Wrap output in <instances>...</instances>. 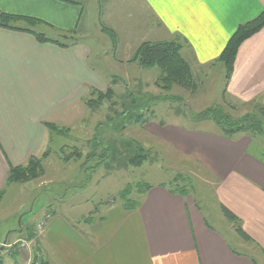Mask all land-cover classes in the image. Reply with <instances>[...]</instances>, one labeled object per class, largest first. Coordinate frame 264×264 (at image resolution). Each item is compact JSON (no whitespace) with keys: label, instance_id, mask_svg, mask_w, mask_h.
Returning a JSON list of instances; mask_svg holds the SVG:
<instances>
[{"label":"crops","instance_id":"1","mask_svg":"<svg viewBox=\"0 0 264 264\" xmlns=\"http://www.w3.org/2000/svg\"><path fill=\"white\" fill-rule=\"evenodd\" d=\"M92 7L97 9L93 17ZM129 9L128 24L119 15L125 17ZM0 11L33 19L35 23L20 21L13 26L63 45L0 27L1 204L13 185L7 184L10 170L27 166L32 157L42 159L50 148L55 133L48 125L69 130L66 123L74 119L76 108H91L95 95L111 89L101 57L102 29H110L112 39L120 42L128 27L136 43L178 39L191 68L213 69L220 66L218 59L238 27L264 11V0H80V4L0 0ZM92 22L97 31L93 47L86 42L92 36L88 29ZM61 37H72V42L62 43ZM224 88L223 96L243 106L264 105V29L241 46ZM148 132L210 174L212 181L207 182L217 189L221 205L240 220L250 241L240 238L234 221L213 218L230 234L228 238L194 197L157 184L138 196V209L109 203L100 221L91 225L70 222V208L53 201L49 207L43 204L32 226L21 222L15 229L0 228L1 254L6 253L8 263L19 264L22 253L18 255L14 246L26 238L37 251L42 245L49 248L42 255L44 264H264V163L253 151L254 138L238 134L226 139L221 133L161 124L149 125ZM99 211L96 207L82 219ZM41 215L50 217L39 235L35 223ZM1 220L5 221L0 214Z\"/></svg>","mask_w":264,"mask_h":264},{"label":"rangeland","instance_id":"2","mask_svg":"<svg viewBox=\"0 0 264 264\" xmlns=\"http://www.w3.org/2000/svg\"><path fill=\"white\" fill-rule=\"evenodd\" d=\"M96 10L92 7V17ZM136 10L132 11L135 16L138 13ZM129 15L130 9L125 17L119 16L122 22L129 24ZM132 22H136L135 17ZM88 29L92 36L88 37L86 42L93 47L96 44L94 36L97 32L93 22ZM102 32V36L100 34L99 37L104 38V42L101 41L105 46L101 54V57L105 58H102L105 62L104 76L107 78L108 86L115 93L114 97L105 100L98 107L88 106L84 110L76 108L74 119H69L66 123L70 129L59 127L64 129V134L52 135L51 146L45 152H48V155L42 156V172L36 169L33 173H36V178L30 177L25 182L13 184L7 189V194L0 204L1 218L5 220L0 221V228L15 229L21 222L24 226L31 225L41 214L43 204L44 207H49L52 201L61 207L70 208L67 218L77 226L95 224L104 216L107 204L113 202L120 204V196L125 190L132 189L129 198L136 200L140 185L164 184L172 190L186 187L188 195L194 197L208 220L230 238L224 227L218 222H213V218L225 223L229 221H226L228 217L216 197L217 189L207 182L211 180L210 174L180 154L171 144L148 132V126L175 125L222 134L221 128L214 121L201 118L203 112L217 109L222 115L229 116L235 121L245 115L257 113L264 105L255 102L243 106L223 96L226 69L221 63L213 69L192 68L198 85L196 92L177 86L168 92L163 91L155 85L159 70H145L137 63L135 66L134 63H130L141 45L157 42L144 40L136 43L135 39L131 38V33H127L129 27L123 31L126 32L122 36L124 42L117 41V38L115 41L114 36L112 39V33L108 28L102 29ZM71 38L58 39L62 43L70 44ZM115 77L119 78L120 82L112 86L111 82ZM132 112L142 113L143 118H135L138 115L131 116ZM138 119L148 122L131 123ZM253 145V151L263 155L264 135L256 137ZM141 149L149 153L147 160L139 166L130 164V159L136 157ZM75 150L81 154V158L67 161L66 158ZM176 179L179 180L178 186L174 182ZM96 207L100 211L93 214L95 217L82 219L83 215H88ZM50 215L52 216L51 213ZM46 217L50 216L41 215L39 219L46 220ZM240 223L239 219L232 223L239 236L237 230L241 227ZM45 228L46 222L44 230ZM20 240L27 241L26 238ZM40 250L38 253H43L41 256L46 251L49 252L45 245L40 246ZM16 252L20 254L17 247ZM1 259L3 264H9L5 252L1 254ZM21 261L22 256L19 263Z\"/></svg>","mask_w":264,"mask_h":264},{"label":"trees","instance_id":"3","mask_svg":"<svg viewBox=\"0 0 264 264\" xmlns=\"http://www.w3.org/2000/svg\"><path fill=\"white\" fill-rule=\"evenodd\" d=\"M68 3L80 4V0H61ZM20 21H28L30 23H35L33 19H27L24 17H17L13 15H8L0 11V27L10 29V30H19V31H28L16 28L14 24ZM264 29V11L253 21L240 25L231 39L228 41L226 48L218 59V62L221 63L226 69L225 80L228 82L233 75L234 65L236 57L241 46L250 38L254 37L260 31ZM34 34L38 41L40 42H52L58 45L59 42L52 41L47 39L43 34H38L35 32L28 31ZM63 46V45H62ZM66 46V45H64ZM182 43L180 40L176 39L173 41H163L157 43H144L141 45L137 51L136 57L130 61L131 63H137L141 68L145 70L157 69L159 70V76L156 80L155 85L163 90L170 91L173 87L177 86L179 88L185 89L187 91L196 92L198 90L197 82L194 78L193 71L189 62L184 59L181 55ZM120 82V79L115 77L113 79V85H116ZM113 89H108L106 94H97L94 98L91 99L90 104L92 107H97L98 104H102L105 100H110L114 97ZM93 97V96H92ZM124 115V114H123ZM132 115H138L142 119L143 115L140 112H132ZM125 116V115H124ZM134 119V117H131ZM201 118L214 121L222 130V135L226 139H233L238 134H245L250 136L252 139L264 135V106L259 109L257 113L245 115V117L239 120H231L229 116H224L217 109H210L201 114ZM131 121L132 124H141L147 123L148 121L139 120ZM48 128L57 135L64 134V129L49 124ZM67 132V130H65ZM48 155V152L44 154ZM44 156V157H45ZM90 156V155H89ZM88 156V157H89ZM149 153L139 151V154L136 157L130 159V164L139 166L145 160H147ZM81 154L75 150L69 158H66L67 161L71 159H79ZM260 160L264 163V154L260 157ZM42 159L32 157L25 167H18L10 170L7 184L11 185L14 183L25 182L30 177H35L36 173L34 171L37 169L42 172L41 164ZM37 171V172H38ZM39 173V174H40ZM37 177V176H36ZM35 177V178H36ZM176 186H178L179 180L175 181ZM138 194L143 196L149 190L152 189L151 185H140L138 187ZM172 192V191H171ZM180 195L188 196V189L186 187H178L174 191ZM132 189L125 190L120 196V204L127 210H136L141 206L140 200H132L130 197ZM3 194V191L2 193ZM225 215H227L228 220L237 221V217L226 207H223ZM238 233L240 236L246 240L250 241L251 238L243 231L240 227L238 228ZM0 264H3V260L0 255Z\"/></svg>","mask_w":264,"mask_h":264},{"label":"built area","instance_id":"4","mask_svg":"<svg viewBox=\"0 0 264 264\" xmlns=\"http://www.w3.org/2000/svg\"><path fill=\"white\" fill-rule=\"evenodd\" d=\"M48 218L49 217H46V220L40 219V221L37 223L36 230L39 235H41L44 232V225H45V222L47 223ZM15 246L22 253V261L19 264H43L44 263V261L42 260V256L40 253H38L37 247L36 245H34L33 241H30L28 239L27 241L19 240Z\"/></svg>","mask_w":264,"mask_h":264},{"label":"water","instance_id":"5","mask_svg":"<svg viewBox=\"0 0 264 264\" xmlns=\"http://www.w3.org/2000/svg\"><path fill=\"white\" fill-rule=\"evenodd\" d=\"M3 251V247L2 248H0V255H1V252Z\"/></svg>","mask_w":264,"mask_h":264}]
</instances>
